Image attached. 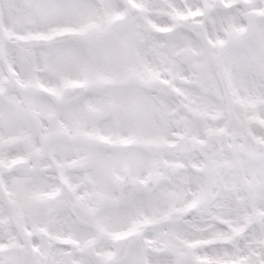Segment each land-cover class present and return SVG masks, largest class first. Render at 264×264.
Instances as JSON below:
<instances>
[{
  "label": "clouds",
  "instance_id": "1",
  "mask_svg": "<svg viewBox=\"0 0 264 264\" xmlns=\"http://www.w3.org/2000/svg\"><path fill=\"white\" fill-rule=\"evenodd\" d=\"M0 264H264V0H0Z\"/></svg>",
  "mask_w": 264,
  "mask_h": 264
}]
</instances>
